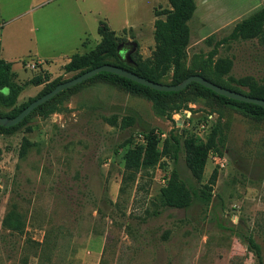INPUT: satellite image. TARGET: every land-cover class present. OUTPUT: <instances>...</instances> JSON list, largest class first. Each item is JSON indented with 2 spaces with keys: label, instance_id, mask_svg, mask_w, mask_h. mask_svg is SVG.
<instances>
[{
  "label": "rangeland",
  "instance_id": "rangeland-1",
  "mask_svg": "<svg viewBox=\"0 0 264 264\" xmlns=\"http://www.w3.org/2000/svg\"><path fill=\"white\" fill-rule=\"evenodd\" d=\"M241 2L199 0V13L209 7L208 16L226 19L222 8L236 10ZM166 8L167 0H0V55L12 62L13 80L22 86L15 106L47 90L50 81L73 77L77 72H65L64 64L96 46L100 21L116 31L122 47L132 44L149 56L155 10ZM236 21L205 40L210 34H198L201 22L194 17L184 69L204 66L215 41ZM219 57L232 61L222 80L264 82V45L256 38L220 45ZM44 75L47 81L30 82ZM161 80L170 83L171 73ZM160 100L155 106L146 95L96 76L0 133V264H258L249 236L264 264V120L192 88ZM10 111L0 105V112ZM215 122L222 150L218 160L208 155L200 181L182 151L176 162L163 156L153 168L125 177L123 155L137 133L156 129L162 138L170 132L203 138L201 125ZM24 137L31 145L20 157ZM173 167L198 194L184 208L162 202L160 188ZM12 205L25 219L23 233L2 225Z\"/></svg>",
  "mask_w": 264,
  "mask_h": 264
},
{
  "label": "trees",
  "instance_id": "trees-1",
  "mask_svg": "<svg viewBox=\"0 0 264 264\" xmlns=\"http://www.w3.org/2000/svg\"><path fill=\"white\" fill-rule=\"evenodd\" d=\"M167 1L170 6L169 8L155 10L156 18L153 23L154 48L149 56L143 57L132 44L122 47L118 43L116 31L111 29L105 22L100 21L97 28V32L100 36L99 42L89 51L73 53L69 61L64 64L63 68L65 72L76 71L77 73L73 76L76 77L89 69L108 63L126 68L140 76L159 83H165L161 79L168 73H171V82L165 84H176L189 75L198 74L220 86L241 92L251 97L264 99V82H260L251 76L230 78L227 79L229 82H226L222 80V78L231 67V59L227 57L214 59L218 47L231 40L256 38L264 45V7L237 20L233 24L228 35L215 41L214 47L208 52L204 60V66L193 71L184 69L183 59L190 41L189 21L194 17L196 0ZM210 37L211 34L208 35L205 40H209ZM127 52H129L128 56H126ZM212 75L214 77H212ZM96 76H102L112 82L118 83L131 92L146 95L153 101L155 106L161 103L160 97L163 95L178 94L192 88L206 96L215 97L221 103L229 105L244 115L256 120H264V107L254 103L225 97L204 87L198 82H191L184 89L179 91H158L107 71H101L92 77ZM48 79V75H44L43 78L34 76L31 78L30 82H42ZM60 82L50 81L47 90L16 107L15 103L22 86L15 83L13 80L12 62L5 60L0 55V105L11 108L10 112H0V115L7 117L17 115L32 100L47 93ZM242 88H245V90H242ZM52 98L38 105L29 114L41 110ZM27 116L15 125L7 127L0 125V133L20 126L26 120ZM142 134L145 137V142L136 143L132 140L131 145L126 149L123 155L126 172L125 177H132L135 172L141 169L153 168L163 156L176 162L179 152L182 151L184 153L185 164L192 177L196 181H200L208 155L211 152L220 153L222 150L223 138L219 122L207 126L203 138L196 134H174L172 132L162 138V132L156 129L143 131ZM30 145L31 142L24 137L19 149L20 157L26 155ZM216 179L217 170L214 169L205 185L209 191L208 194H210ZM160 193L163 204L177 208L187 207L192 199L198 196L196 191L179 177L175 167H173L169 175L165 177V183L160 188ZM203 200L205 202L209 201V195L205 194ZM2 225L17 233L24 232L25 219L21 213H19L15 205H12L5 213L2 219ZM248 243L258 258V264H262L259 244L256 243L251 236L248 237Z\"/></svg>",
  "mask_w": 264,
  "mask_h": 264
},
{
  "label": "water",
  "instance_id": "water-1",
  "mask_svg": "<svg viewBox=\"0 0 264 264\" xmlns=\"http://www.w3.org/2000/svg\"><path fill=\"white\" fill-rule=\"evenodd\" d=\"M128 54L129 52L126 53V56H128ZM101 71H107V72H111L114 74H118L120 76L126 77L137 83L143 84L145 86H148L158 91H179L181 89H184L191 82H198L204 87L209 88L212 91L220 95H223L225 97L243 101V102L254 103V104L264 107V99H261L258 97H251L241 92L220 86L212 81L207 80L206 78L198 74L189 75L185 77L182 81L176 84H165V83H159V82L149 80L148 78L140 76L136 74L135 72L130 71L126 68L105 63L102 65L96 66L92 69H89L76 77H73L71 79H68V80H65V81H62L56 84L53 89L41 95L40 97L32 100L26 107H24L17 115L13 117H7V116L0 115V125L7 127V126H12V125L17 124L24 117H26L33 109H35L38 105L46 102L47 100L55 96L60 91L65 90L71 86H74L84 80H87L88 78L94 76L95 74Z\"/></svg>",
  "mask_w": 264,
  "mask_h": 264
},
{
  "label": "crops",
  "instance_id": "crops-1",
  "mask_svg": "<svg viewBox=\"0 0 264 264\" xmlns=\"http://www.w3.org/2000/svg\"><path fill=\"white\" fill-rule=\"evenodd\" d=\"M199 5H200L199 0H196V9L194 12V17H198L199 21L201 22V26L198 28V34L200 36H207L208 34H211V32L227 25L228 23H230L232 21H236L237 18L240 19V17H242V18L245 17L252 10H254L256 8L260 9V7L262 5V1L261 0H244L243 3L241 2L235 8L236 10H234V9L233 10H227V9L222 8L223 15H225L226 19H223V17H220V16H217V17H213L210 15L208 16L207 13H205V12H207L206 10L209 9V7H207V9L205 8V11L203 12V14H200L199 13ZM190 21H189V24H190ZM153 30H154V26H153ZM69 59L70 58H68V60ZM45 61L50 62L51 60H45ZM45 61L43 63H45ZM38 62H41V61H38Z\"/></svg>",
  "mask_w": 264,
  "mask_h": 264
},
{
  "label": "built area",
  "instance_id": "built-area-1",
  "mask_svg": "<svg viewBox=\"0 0 264 264\" xmlns=\"http://www.w3.org/2000/svg\"><path fill=\"white\" fill-rule=\"evenodd\" d=\"M201 127L203 129L206 128V125L202 124ZM134 142L136 143H144L145 142V137L142 133H137V135L134 137ZM212 154V155H211ZM210 155L215 159L218 160V153L217 152H211ZM220 165H223L220 163Z\"/></svg>",
  "mask_w": 264,
  "mask_h": 264
}]
</instances>
